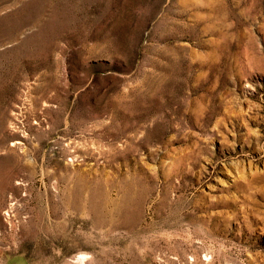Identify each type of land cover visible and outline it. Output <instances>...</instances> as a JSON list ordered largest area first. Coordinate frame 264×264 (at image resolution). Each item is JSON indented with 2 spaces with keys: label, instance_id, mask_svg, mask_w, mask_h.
Returning <instances> with one entry per match:
<instances>
[{
  "label": "rangeland",
  "instance_id": "1",
  "mask_svg": "<svg viewBox=\"0 0 264 264\" xmlns=\"http://www.w3.org/2000/svg\"><path fill=\"white\" fill-rule=\"evenodd\" d=\"M0 264H264V0H0Z\"/></svg>",
  "mask_w": 264,
  "mask_h": 264
},
{
  "label": "bare ground",
  "instance_id": "2",
  "mask_svg": "<svg viewBox=\"0 0 264 264\" xmlns=\"http://www.w3.org/2000/svg\"><path fill=\"white\" fill-rule=\"evenodd\" d=\"M79 259H80V261H82V262H83V260L85 259V256H84V255H82V256H80V257H79Z\"/></svg>",
  "mask_w": 264,
  "mask_h": 264
}]
</instances>
